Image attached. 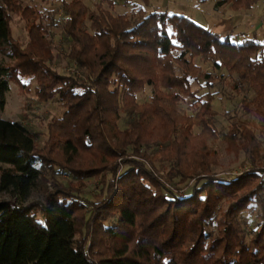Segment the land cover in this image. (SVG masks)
Segmentation results:
<instances>
[{
    "label": "trees",
    "instance_id": "1",
    "mask_svg": "<svg viewBox=\"0 0 264 264\" xmlns=\"http://www.w3.org/2000/svg\"><path fill=\"white\" fill-rule=\"evenodd\" d=\"M257 1L217 7L244 12ZM116 6L63 0L65 57L79 76L53 67L51 28L36 7L0 0V51L8 52L0 113L12 84L63 108L43 148L0 117V164L8 166L0 167V194L20 201H0V264H264V143L256 135L264 133V44L233 43L138 3L131 15L113 13ZM14 17L25 24V44L14 37ZM26 79L36 81L34 91ZM216 82L244 97L243 114L223 136L230 153L245 157L249 170L238 177L218 171ZM146 88L151 96L139 103ZM187 100L192 114L182 109ZM51 173L74 183L48 191ZM90 179L99 187L86 198ZM36 185L44 201L24 205Z\"/></svg>",
    "mask_w": 264,
    "mask_h": 264
},
{
    "label": "rangeland",
    "instance_id": "2",
    "mask_svg": "<svg viewBox=\"0 0 264 264\" xmlns=\"http://www.w3.org/2000/svg\"><path fill=\"white\" fill-rule=\"evenodd\" d=\"M25 5L36 7L41 13L44 23L51 28V36L53 41V49L55 61L53 67L62 74L79 75L81 73L76 66L65 57V49L67 44L65 36L62 31L64 22L63 17V0H21ZM71 2L73 0H67ZM85 4L91 9H95V5L99 0H83ZM117 3L113 13L115 14H129L133 9V4L138 3L144 6L148 11H161L167 12L170 15H183L191 18L197 24L210 29L222 36L228 37L233 43H243L246 40H255L264 44V0H258L254 6L253 11L258 12L248 13L242 12L238 15L234 11H230L226 7H217L219 0H113ZM128 1V4L125 2ZM109 8V4L104 5ZM252 11V12H253ZM247 12V13H246ZM248 17V18H247ZM13 33L15 39L20 40L22 43L28 42V36L25 30L24 22L14 17ZM8 61V52L0 51V62ZM196 64L203 69V72H211L209 65L196 60ZM26 83L32 84V90L36 87V81L33 79H26ZM194 88L197 85L194 83ZM214 93H217V100L214 103L213 118L216 121V126L220 132L219 140L214 143V149L219 155V168L218 171L222 174L232 177L241 176L249 170L244 165L245 157L243 155L236 156L228 151L227 145L223 140L224 134L228 131L232 120L243 114L242 102L243 96H236L231 93V90L223 83L216 82ZM151 96V88H146L145 91L139 95V103H145ZM232 96L231 100L227 98ZM190 101H185L181 104L182 109L192 114L189 110ZM63 114L61 104L55 100L49 103H41L37 100L34 93L24 94L20 91L17 85L12 84L10 92L6 97V105L4 111L0 113V117L9 122H16L22 125L29 133H32L31 138L36 142L40 148L45 146L48 138V126L55 118H60ZM129 119L124 117L120 122V128L125 130ZM199 132V129L195 130ZM257 137L264 143V133L256 132ZM163 149V147H160ZM264 164V159L262 160ZM122 164V163H120ZM0 167L7 168V165L0 164ZM1 177V172H0ZM48 191L53 190V184L62 182L66 185L74 183V180L65 173H51L48 175ZM99 183L97 180H88V188L82 190L83 197L92 198L96 194ZM190 188L178 190L179 194H184ZM45 193L40 185H36L30 194V197L24 205H28L35 201H44ZM14 201L20 204L19 199L13 192H6L0 194V201ZM245 228L251 231L254 223L248 215H244Z\"/></svg>",
    "mask_w": 264,
    "mask_h": 264
},
{
    "label": "crops",
    "instance_id": "3",
    "mask_svg": "<svg viewBox=\"0 0 264 264\" xmlns=\"http://www.w3.org/2000/svg\"><path fill=\"white\" fill-rule=\"evenodd\" d=\"M226 8H228V7H226ZM253 9H254V7H253L251 10L247 11V12H248V13H254L255 15H257L258 12L253 11ZM230 11H231V9H230ZM252 11H253V12H252ZM242 12H243V11H237V12H234V13L240 15V14H242ZM247 12H246V13H247ZM247 18H248V17H247Z\"/></svg>",
    "mask_w": 264,
    "mask_h": 264
}]
</instances>
